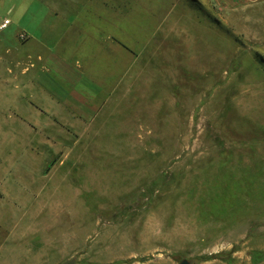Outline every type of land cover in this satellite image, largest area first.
Masks as SVG:
<instances>
[{
  "label": "rangeland",
  "instance_id": "rangeland-1",
  "mask_svg": "<svg viewBox=\"0 0 264 264\" xmlns=\"http://www.w3.org/2000/svg\"><path fill=\"white\" fill-rule=\"evenodd\" d=\"M46 1L0 0V264H264V0H180L184 69H151L86 124L19 108L39 92L19 60L83 46L99 11L73 0L53 27ZM139 1L135 19L160 8ZM80 53L25 79L60 97Z\"/></svg>",
  "mask_w": 264,
  "mask_h": 264
},
{
  "label": "crops",
  "instance_id": "crops-1",
  "mask_svg": "<svg viewBox=\"0 0 264 264\" xmlns=\"http://www.w3.org/2000/svg\"><path fill=\"white\" fill-rule=\"evenodd\" d=\"M87 1L93 0H80V3ZM98 1L96 8L99 11L93 13L96 18L87 19L83 25V46H65L61 42L59 52L45 46L43 41L45 49L28 54L26 62L23 61L24 58L19 60V85L24 88L30 84L33 90L39 91L33 97L34 102H26L23 97V101L19 102V108L28 105L31 107L29 111L33 121L44 122L41 116H47L48 120L53 117V121L86 124L103 107L110 105V100L116 98L120 90H135L138 84L145 83V75L148 72L151 74V69H166L160 70V74L166 73L167 69H184V50H180L179 44L183 42V27L180 22L183 18L174 14L180 0H159L160 8L157 11L155 8L151 9L147 19L134 18V14L140 12L135 10L140 1ZM46 2L49 13L55 17L50 21L53 27L64 19L66 9L76 5L73 0ZM64 23L68 27L73 25L71 20H64ZM132 29L136 31L135 36H132ZM31 39L34 45L41 42V39ZM71 49L81 51L83 59L77 61L79 69L76 74L71 78H64V84L69 90L62 88L66 91L64 95H54L39 77L25 79L31 69H41L46 73L52 69H63ZM189 58H193L192 53ZM167 73L172 77L174 72L169 70ZM41 90L43 95L40 94Z\"/></svg>",
  "mask_w": 264,
  "mask_h": 264
},
{
  "label": "trees",
  "instance_id": "trees-1",
  "mask_svg": "<svg viewBox=\"0 0 264 264\" xmlns=\"http://www.w3.org/2000/svg\"><path fill=\"white\" fill-rule=\"evenodd\" d=\"M256 256L258 257V262L263 261L264 260V252H257L255 253ZM211 259H218L221 260L223 262H226L228 264L232 263V257H231V253H219L217 255H212L209 257H203V260L207 261V260H211Z\"/></svg>",
  "mask_w": 264,
  "mask_h": 264
},
{
  "label": "water",
  "instance_id": "water-1",
  "mask_svg": "<svg viewBox=\"0 0 264 264\" xmlns=\"http://www.w3.org/2000/svg\"><path fill=\"white\" fill-rule=\"evenodd\" d=\"M180 264H190V263L187 260H183Z\"/></svg>",
  "mask_w": 264,
  "mask_h": 264
},
{
  "label": "built area",
  "instance_id": "built-area-1",
  "mask_svg": "<svg viewBox=\"0 0 264 264\" xmlns=\"http://www.w3.org/2000/svg\"><path fill=\"white\" fill-rule=\"evenodd\" d=\"M8 24H9V21L6 20V21L4 22V24H3V27H6Z\"/></svg>",
  "mask_w": 264,
  "mask_h": 264
}]
</instances>
